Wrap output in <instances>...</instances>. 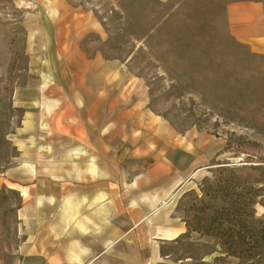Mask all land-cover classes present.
Wrapping results in <instances>:
<instances>
[{
    "label": "crops",
    "instance_id": "0c3cea01",
    "mask_svg": "<svg viewBox=\"0 0 264 264\" xmlns=\"http://www.w3.org/2000/svg\"><path fill=\"white\" fill-rule=\"evenodd\" d=\"M226 17L231 36L264 56V2L233 3ZM84 33L67 31L75 42L57 50L56 71L18 90L23 136L0 174L20 198L17 244L0 264H151L186 232L178 194L223 149L155 116L121 69L86 57Z\"/></svg>",
    "mask_w": 264,
    "mask_h": 264
},
{
    "label": "rangeland",
    "instance_id": "374dc122",
    "mask_svg": "<svg viewBox=\"0 0 264 264\" xmlns=\"http://www.w3.org/2000/svg\"><path fill=\"white\" fill-rule=\"evenodd\" d=\"M247 1L264 2L0 0V174L18 155L15 137L23 136L24 110L16 104L18 90L38 80L45 67L56 71L57 50L63 53L66 43L75 42L67 31L77 30L85 32L79 47L86 57L112 62L113 72L121 69L129 79L128 87L144 89L149 110L178 135L197 132L212 143L218 141L223 149L228 142L229 149L218 156V162L243 163L246 154L233 156L238 139L254 146L246 147L245 153L264 161V56L252 54L231 36L226 17L229 5ZM73 48L76 45L72 53ZM214 158L178 194L176 214L197 226V220L205 221L219 208L225 214L233 211L239 229L244 221L248 225L243 228L246 243L235 248L237 255L248 259L242 262L228 255L231 242L224 238L215 241L191 233L189 238L162 245L165 256L158 253L151 264H264L260 230L264 206L256 203L251 210L235 200L232 207L229 191H211ZM2 179L0 251L8 255L17 244L14 215L20 198ZM247 198L260 199L254 192ZM252 215L257 219L255 230L249 226ZM224 219L223 230H227L230 223Z\"/></svg>",
    "mask_w": 264,
    "mask_h": 264
},
{
    "label": "trees",
    "instance_id": "16d2710c",
    "mask_svg": "<svg viewBox=\"0 0 264 264\" xmlns=\"http://www.w3.org/2000/svg\"><path fill=\"white\" fill-rule=\"evenodd\" d=\"M238 143L237 147L236 142H234V146L236 147L234 149L235 151L233 152V156H239L243 153L246 154L243 163L241 165H230L227 162L216 161L220 154L225 153L226 150L229 149V143L226 142L224 149L218 153L212 161L213 166L215 165L217 167H215L212 172V181L209 189L211 191H215L216 193L222 189H226L230 192L229 198H232V207L236 205L235 200H241L240 202H242L245 208L250 207L252 210L256 203L264 206V161L256 156L245 153L246 147H248L249 150L254 149V146L250 145V142H244L238 139ZM252 192H254L255 197H260L258 202L255 201L256 199L247 198V195ZM223 212L224 210L221 208L215 210L213 215L205 219V221L202 219L197 220V226L192 225V221H182L185 225L186 232L174 241H171V243L177 242L180 238H189L191 233H197L200 236L210 237L215 241H219L224 238L226 242H231L230 249H228L230 250L228 255L241 259V261L244 262V260L248 259V257L237 255L235 248L236 245L239 247L246 243L247 237L243 232V228H247L248 225H245L244 221L239 229V225L237 221H235L237 217L234 212L231 210H229V213L227 214ZM224 218H227L228 223H230L227 230H223ZM249 220V226L251 229L255 230L256 227L254 225V221H257V219H254L252 215ZM260 230L264 232V228H261ZM160 254L161 256H165L162 246L160 248Z\"/></svg>",
    "mask_w": 264,
    "mask_h": 264
}]
</instances>
